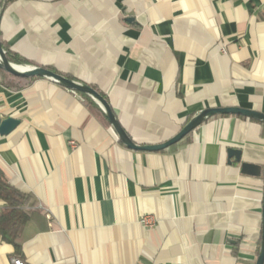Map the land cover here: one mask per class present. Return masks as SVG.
I'll return each mask as SVG.
<instances>
[{"label": "crops", "instance_id": "0c3cea01", "mask_svg": "<svg viewBox=\"0 0 264 264\" xmlns=\"http://www.w3.org/2000/svg\"><path fill=\"white\" fill-rule=\"evenodd\" d=\"M0 10L1 43L94 87L136 144L168 140L207 108L264 113V0H0ZM3 82L0 115L19 124L0 135V172L37 213L20 257L0 241V264L255 263L264 124L218 115L162 151H134L81 95L41 78ZM228 149L260 176L242 174Z\"/></svg>", "mask_w": 264, "mask_h": 264}, {"label": "water", "instance_id": "95a60500", "mask_svg": "<svg viewBox=\"0 0 264 264\" xmlns=\"http://www.w3.org/2000/svg\"><path fill=\"white\" fill-rule=\"evenodd\" d=\"M2 10H0V18ZM0 70L10 74L17 78L22 79H33L41 78L49 80L69 91L83 94L94 101V103L100 108L102 115L115 132L118 141L127 149L142 152H159L162 151L180 140L186 135L193 132L202 123L208 119L218 115H237L248 119L255 120L264 124V113L256 112L253 110L243 109L239 107H218V108H207L199 111L194 115L184 126L168 140L154 145H140L136 144L128 136L126 131L122 128L118 122L115 114L108 102L92 87L82 83L80 81L67 78L60 74H57L51 70L45 69L40 66L26 65V64H14L8 61L6 51L4 50L0 40ZM19 124V121L7 117L2 118L0 115V135H8L11 133ZM229 163L231 160L235 163H240L241 152L236 149H228ZM240 171L242 174L259 177L261 174V167L257 165L240 163ZM262 227H261V238L259 244L258 254L254 264H264V189L262 192Z\"/></svg>", "mask_w": 264, "mask_h": 264}, {"label": "trees", "instance_id": "16d2710c", "mask_svg": "<svg viewBox=\"0 0 264 264\" xmlns=\"http://www.w3.org/2000/svg\"><path fill=\"white\" fill-rule=\"evenodd\" d=\"M2 46L4 50L6 51L8 61H10L11 63L31 64V62L12 53L3 43H2ZM45 69L55 72L54 70L50 68H45ZM0 75L5 77V82H3L4 85L8 87H17V88L20 86L18 83H14V80L30 81V80L38 79V78H33V79L17 78V77H14L10 74L3 72L2 70H0ZM63 76L72 79V77L68 75H63ZM76 94L81 95L83 98H85L90 103L92 104L94 103L87 96L80 94V93H76ZM99 94L104 98V96L101 93ZM188 135H186L184 138L188 137ZM262 171L264 172V168ZM0 201L2 202V207L0 208V241L12 245L14 248V253L16 257H20L21 252H20V244L18 242V239L26 223L30 219H32L33 216L37 213V211L33 208L36 205L35 200L33 199V196L31 194L22 192L19 189L13 187L7 181L3 173L0 172ZM259 244H260V241L258 242V245H257L256 257H257L258 250H259Z\"/></svg>", "mask_w": 264, "mask_h": 264}, {"label": "built area", "instance_id": "2783aa9c", "mask_svg": "<svg viewBox=\"0 0 264 264\" xmlns=\"http://www.w3.org/2000/svg\"><path fill=\"white\" fill-rule=\"evenodd\" d=\"M138 223L146 229H153L156 225V219L152 215H143L138 219ZM11 264H24L20 258H12Z\"/></svg>", "mask_w": 264, "mask_h": 264}]
</instances>
